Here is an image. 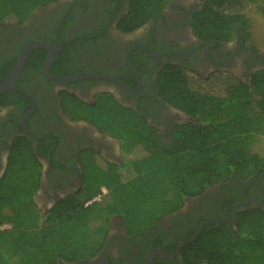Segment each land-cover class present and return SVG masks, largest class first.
Masks as SVG:
<instances>
[{"label": "flooded vegetation", "instance_id": "1", "mask_svg": "<svg viewBox=\"0 0 264 264\" xmlns=\"http://www.w3.org/2000/svg\"><path fill=\"white\" fill-rule=\"evenodd\" d=\"M203 2L168 0L147 22L128 32L118 26L128 0H59L35 9L21 23L13 17L0 20V68L13 66L31 44H45L29 49L15 80L34 100L9 89L20 96L15 101L10 97V103L0 107V178L11 142L25 137L36 158L32 200L39 216L72 195L92 190L87 183L89 177L97 182V168L130 171L125 161L139 147L125 153L122 139L105 128L116 125L132 128L133 134L150 133L146 148L168 147L175 127L192 120L160 89L158 76L165 67H176L194 79L220 72L246 83L254 72L264 70V47L254 46L237 31L229 41L197 36L192 18ZM49 55L54 57L45 71ZM77 75L91 76L63 81ZM99 189L107 192L105 184ZM95 199L100 195L91 201ZM249 207L264 210L262 174L216 182L199 195L186 197L181 208L165 213L137 235L127 233L120 217L113 215L98 249L86 261L104 258L107 264H143L151 249L166 251L152 246L157 236L163 246H174L166 251L172 254L202 224H224L236 235L233 216ZM232 209L237 210L232 214ZM155 256L185 264L180 251L170 258L155 253L150 263Z\"/></svg>", "mask_w": 264, "mask_h": 264}, {"label": "trees", "instance_id": "2", "mask_svg": "<svg viewBox=\"0 0 264 264\" xmlns=\"http://www.w3.org/2000/svg\"><path fill=\"white\" fill-rule=\"evenodd\" d=\"M56 1L59 0H0V20L13 17L21 23L35 9ZM167 1L128 0L119 28L128 32L141 26ZM257 1L204 0L193 15L192 27L202 39L229 41L237 31L248 40L251 35L247 12ZM11 66L12 63L0 68V82ZM158 84L174 106L192 117L175 127L167 150L157 154L146 148L145 144L152 140L150 133L133 134L132 128L116 125L105 128L122 139L125 153L139 147L125 161V169L130 171L120 174L97 168V182L93 184L89 177L87 183L92 190L56 203L40 215L39 225H34L37 217L31 213L35 208V155L25 137L11 142L7 166L0 178V226L8 225L0 228V264H82L100 244L93 247L90 235L102 240L113 215L120 217L127 233L137 235L165 213L181 208L186 197L199 195L216 182L231 176L264 175V157L249 152L255 136L264 134V100H259L264 97V70L254 72L246 83L220 72L194 79L169 66L160 72ZM12 96L15 101L20 94L14 90L0 94V107L9 104ZM101 184H105L106 193L100 191ZM98 195L100 199L91 201ZM233 218L236 235L224 224H209L183 245L182 262L264 264V210L241 209ZM33 228L36 235L31 237ZM151 244L167 252L174 247L163 246L160 236ZM165 262L172 264L158 256L150 264Z\"/></svg>", "mask_w": 264, "mask_h": 264}, {"label": "rangeland", "instance_id": "3", "mask_svg": "<svg viewBox=\"0 0 264 264\" xmlns=\"http://www.w3.org/2000/svg\"><path fill=\"white\" fill-rule=\"evenodd\" d=\"M247 17L249 20L251 42L254 44V46L263 48L264 47V0H258L257 3L248 10ZM233 77L237 78L236 76ZM259 100H264V97H260ZM151 149L156 151L157 154L163 153L165 149L167 150V148L163 144H159L157 148L155 146L154 148ZM249 152L256 153L259 156L264 157V134L255 136L253 142L249 146ZM31 213L37 217V219H34V225L36 224L39 225L40 216L38 215L36 208H34ZM35 235H36V229L33 228L29 236L33 237ZM100 240L101 239L98 238L96 235L94 234L90 235V242L91 244H94L93 247L98 246Z\"/></svg>", "mask_w": 264, "mask_h": 264}, {"label": "water", "instance_id": "4", "mask_svg": "<svg viewBox=\"0 0 264 264\" xmlns=\"http://www.w3.org/2000/svg\"><path fill=\"white\" fill-rule=\"evenodd\" d=\"M33 46H43L45 47V44H42L40 42H36V43H33L31 44L30 46H28L27 48H25L20 54L19 56L17 57L14 65L12 66L10 72L8 73L7 77L2 81L0 82V94L4 93L5 91L9 90V89H16V90H19L23 93H25L26 95L32 97V99L34 100L33 96L28 93L27 91L23 90L22 88H20L18 85L15 84V80L17 79L22 67H23V64H24V61H25V58L29 52V49ZM53 55H49L47 60L45 61L44 63V70L47 71L48 69V66L51 62V60L53 59ZM87 76H91V75H77V76H73V77H70V78H67V79H64L63 81H68V80H73V79H76V78H80V77H87ZM27 115V114H26ZM26 115L24 116V118L26 117ZM23 124V128H25V125L24 123L22 122ZM238 206V205H236ZM225 220L227 219L228 215L225 214ZM231 219H228L226 222H230ZM221 222H225V221H221ZM204 224L200 225L198 227V229L195 231L194 234H192L191 236H189L188 238H186L184 241L180 242L177 246V248L175 249V251L172 253V254H168L166 251H164L163 249H151L148 253H147V256H146V259H145V262L143 264H149L150 263V260L152 259V256L156 253V254H159V255H162V256H166V257H174L176 256L179 251L181 250V248L183 247V245L188 241L190 240L191 238L197 236L199 234V232L201 231V229L203 228ZM235 231V234H237V231ZM67 264H71V263H67ZM83 264H107V262L105 261L104 258H93V259H90L88 261H86L85 263Z\"/></svg>", "mask_w": 264, "mask_h": 264}, {"label": "crops", "instance_id": "5", "mask_svg": "<svg viewBox=\"0 0 264 264\" xmlns=\"http://www.w3.org/2000/svg\"><path fill=\"white\" fill-rule=\"evenodd\" d=\"M7 225V224H6ZM5 224L4 225H2L3 227H8V225L6 226Z\"/></svg>", "mask_w": 264, "mask_h": 264}]
</instances>
